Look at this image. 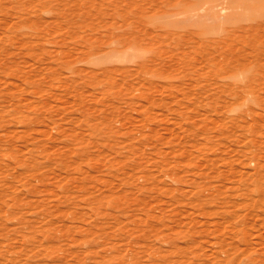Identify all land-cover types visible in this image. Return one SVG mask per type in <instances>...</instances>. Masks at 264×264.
<instances>
[{"label":"rangeland","instance_id":"rangeland-1","mask_svg":"<svg viewBox=\"0 0 264 264\" xmlns=\"http://www.w3.org/2000/svg\"><path fill=\"white\" fill-rule=\"evenodd\" d=\"M0 264H264V0H0Z\"/></svg>","mask_w":264,"mask_h":264}]
</instances>
